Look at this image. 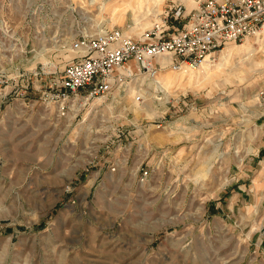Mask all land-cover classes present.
<instances>
[{"label":"rangeland","instance_id":"1","mask_svg":"<svg viewBox=\"0 0 264 264\" xmlns=\"http://www.w3.org/2000/svg\"><path fill=\"white\" fill-rule=\"evenodd\" d=\"M190 3L0 0V264H264V31L142 100L43 99L79 34Z\"/></svg>","mask_w":264,"mask_h":264},{"label":"built area","instance_id":"2","mask_svg":"<svg viewBox=\"0 0 264 264\" xmlns=\"http://www.w3.org/2000/svg\"><path fill=\"white\" fill-rule=\"evenodd\" d=\"M193 1L190 11L174 5L166 18L137 36L125 34L119 26L79 34L72 42L75 56L61 70L55 69L44 101L64 109L69 102L109 97L131 85L137 86L135 98L142 100L146 79L167 68L196 69L207 56L256 35L264 25V0ZM161 55L167 59L156 60ZM132 60L134 69L129 66ZM259 99L264 105V89Z\"/></svg>","mask_w":264,"mask_h":264},{"label":"bare ground","instance_id":"3","mask_svg":"<svg viewBox=\"0 0 264 264\" xmlns=\"http://www.w3.org/2000/svg\"><path fill=\"white\" fill-rule=\"evenodd\" d=\"M109 1H110V2H111V1H112V2H115V1H117V0H109ZM193 7H194V1L191 0L190 6L188 7V11H190V9L193 8ZM105 9H106V5L103 3V4L100 6V10L103 11V10H105ZM132 29L134 30V28H132ZM263 29H264V25H263L261 31H260L259 33L256 34V36L259 35L262 31H264ZM128 35H131V34H128ZM254 36H255V35H254ZM158 58H159V59L162 58V59H161V61H162V60H166V59H167V56H166V55H161V56H159ZM210 62H212V61H211V56H207L206 59H205V60L203 61V63L201 64V66H203V65L206 64L205 67L209 68ZM130 63H133L132 66H131L132 68H136L135 61L132 60V61L129 62V64H130ZM183 71H184V72H183ZM192 71H195V70H191V69H189V68H186V69H183V70H181V71H179V72L187 73V72H192ZM183 73L179 76V78H178V83H179V81L183 80V75H184ZM184 76H185V75H184ZM172 81H173V78H169V77L167 78V77H166V78H163L162 83H164V84L166 85V87L169 88L170 85H171V83H172Z\"/></svg>","mask_w":264,"mask_h":264},{"label":"crops","instance_id":"4","mask_svg":"<svg viewBox=\"0 0 264 264\" xmlns=\"http://www.w3.org/2000/svg\"><path fill=\"white\" fill-rule=\"evenodd\" d=\"M161 59H162V58H161ZM161 59H160V60H161ZM157 60H158V59H157Z\"/></svg>","mask_w":264,"mask_h":264}]
</instances>
